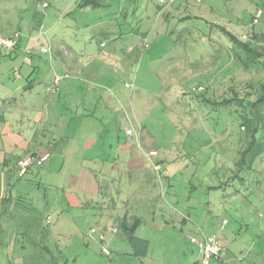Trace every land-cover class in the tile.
Segmentation results:
<instances>
[{
  "label": "rangeland",
  "instance_id": "1",
  "mask_svg": "<svg viewBox=\"0 0 264 264\" xmlns=\"http://www.w3.org/2000/svg\"><path fill=\"white\" fill-rule=\"evenodd\" d=\"M42 1L49 6L45 8ZM101 1L105 6L86 11L71 6L72 0H0V36L20 35L11 50L0 47V79L27 76L31 69L36 75L50 70L55 61L113 62V85L117 83L126 96L133 93L129 114L139 126L128 127L139 133L145 126L142 147L156 151L155 157L162 159L171 178L161 181L162 188L157 184L147 192L137 177L135 182L125 178L114 183L120 192L110 194L96 223L90 215L75 221L61 215L56 219L51 209L36 205L34 224L20 225V242L12 255V247L5 246L11 226L0 225V264H48L43 249L34 252V242L48 243L66 264H197V247L188 235L199 238L200 230L216 234L221 220L226 224L218 234L229 242L244 241L242 248H250L251 254L261 257L259 264H264V128L251 141L238 114L250 112L247 100L255 101L264 72L244 69L219 29L223 26L241 39L252 32L264 33V16L252 24L256 8L264 13V0H183L178 10H168L170 16L162 5L165 2L159 0ZM34 15L38 22L42 20L39 30L33 26ZM96 21L113 23L118 33H92L90 26ZM142 33L147 35L149 49L143 52L138 47L128 53L126 46ZM61 43L72 47L70 54L63 56ZM54 50L61 53L56 55ZM233 92L242 98L243 106L234 99L219 103L233 97ZM258 115L262 116L261 111ZM46 187L41 184L37 194L43 195ZM129 189L136 196L128 198ZM144 192L153 206L146 205ZM126 203L131 209L144 210L139 233L151 241L146 257L130 255L133 248L114 222ZM184 210L191 215L186 225L178 220ZM161 215L175 221L162 229L154 227ZM91 227L104 235L109 255L102 253ZM44 229L49 234L42 241L38 236Z\"/></svg>",
  "mask_w": 264,
  "mask_h": 264
},
{
  "label": "crops",
  "instance_id": "2",
  "mask_svg": "<svg viewBox=\"0 0 264 264\" xmlns=\"http://www.w3.org/2000/svg\"><path fill=\"white\" fill-rule=\"evenodd\" d=\"M77 1L72 0L71 6L77 7ZM42 2L47 3L45 8L49 6L48 2ZM181 4L183 0H165L162 5L168 7L165 13L170 16L168 10L172 8L176 11V6ZM162 5H159V9L165 22L167 19L164 17ZM102 6H105L103 2ZM102 6L77 8L87 11ZM38 20L34 15L33 26H38L37 30L42 27V20ZM73 20L75 19H71V22ZM90 27L91 32L98 35H109L114 31L118 33L113 23L109 25L96 21ZM37 37L40 38V35ZM138 39L126 46L128 53L136 52L138 47L143 52L149 49L146 33H142ZM63 45L61 43L59 46L60 49L65 48L66 53L63 52V56L67 52L70 54L72 47ZM105 45L107 44L101 46ZM8 49L11 50L6 48ZM53 53L57 55L61 52L54 50ZM33 60L37 59L32 58L31 61ZM72 60L55 61L50 70L44 69L36 75L35 69H31L28 77L11 78L5 75L4 79H0V225L11 226L12 233L5 245L7 248L12 247L9 249L10 255L16 252L20 242V225L34 224L32 210L38 204L51 209L57 214L56 219L61 215L60 218L69 217L75 221L90 215L96 223L98 218H102L103 208L110 194L120 192L118 185L115 186L114 183H120L125 178L129 182H135L137 177L142 179L147 192L157 184L162 188L164 183L161 184V181L171 178L167 169L162 167V159L155 157L156 151L142 147L145 144L142 136L144 125L138 138L126 135L125 129L129 125H139L129 114L132 91L126 96L125 91H119L117 83L113 85L116 79L113 62L83 64ZM55 74L69 75L59 83L57 90L53 89ZM47 150L51 155L42 167L31 166L23 175H17L15 163L18 158L29 152ZM155 165L159 166L158 170H155ZM41 184L48 188L46 187L43 195H38ZM49 190L54 191L52 195L47 194ZM146 192L143 195L145 199ZM126 196H136V191L131 192L129 189ZM150 201L149 198L146 199V205L153 206ZM127 203L121 206L120 214L114 219L115 224L119 225V219L124 214L140 217L142 222L136 228L135 234L148 239L150 248V238L139 233L144 223V210L131 209ZM225 205L226 203L224 207ZM180 215L178 220L186 225L190 213L184 210ZM159 219L160 222L153 223L159 229L170 226L175 221L174 217L166 218L162 215ZM222 221L214 232L221 238L226 250L213 260V264H259L261 257L251 254L250 248H242L244 241L229 242L222 234H218L226 224L225 222L221 226ZM44 234L48 236L47 229ZM199 235L201 237L204 233L200 230ZM254 243L255 239L249 247ZM193 244L197 247L196 263L200 264L199 248L197 244ZM130 255L135 256L133 249Z\"/></svg>",
  "mask_w": 264,
  "mask_h": 264
},
{
  "label": "trees",
  "instance_id": "3",
  "mask_svg": "<svg viewBox=\"0 0 264 264\" xmlns=\"http://www.w3.org/2000/svg\"><path fill=\"white\" fill-rule=\"evenodd\" d=\"M77 7H91L96 8L102 6L101 0H78ZM220 31L227 37L230 42L231 54L240 62L242 67L247 70H254V72H264V33L252 32L246 39H241L231 31H228L223 26H219ZM253 87V85H250ZM249 95L250 93L247 92ZM233 97L226 98L219 103L225 104L233 102V99L241 106L242 98H239L237 92H233ZM250 112L238 113L240 116V126L250 134V140L256 141V133L259 129L264 128V79L259 81L258 88L256 90V99L254 102L247 100ZM258 111H261L262 116L259 117ZM254 117V118H253ZM258 117V118H257ZM259 119V122L256 121ZM261 121V123H260ZM260 124V125H259ZM142 220L140 217L135 215L124 214L119 219V229L124 234L125 238L132 246L134 255L141 258L145 257L148 248V239L139 237L135 234L136 228L141 224ZM45 229L40 231L38 238L45 240L46 234ZM33 241V240H32ZM34 252H40L43 249L48 255L44 260H48V264H66V260L61 255L54 254L53 251L48 247L46 243L44 245H37V242L33 244ZM24 247V245H23ZM33 252V253H34ZM61 257V259H59ZM33 258L32 254L31 257ZM41 259V256L40 258ZM43 259V258H42Z\"/></svg>",
  "mask_w": 264,
  "mask_h": 264
},
{
  "label": "built area",
  "instance_id": "4",
  "mask_svg": "<svg viewBox=\"0 0 264 264\" xmlns=\"http://www.w3.org/2000/svg\"><path fill=\"white\" fill-rule=\"evenodd\" d=\"M171 1V0H169ZM160 3L165 2V0H159ZM47 4L44 3V6ZM264 16L263 11L260 8H256L255 11L252 13V24H257L260 19ZM19 33L14 32L10 36H0V47L5 48H13L18 45L19 41ZM68 74L58 75L55 74L53 77V89L57 90L59 83L68 78ZM125 133L128 136L138 138L139 133L136 131L132 126L127 127L125 129ZM154 152H152L153 154ZM51 152L50 151H43V152H29L26 155L17 159L15 163V169L17 175H23L27 169L31 166L42 167L50 158ZM155 170L159 169V166H154ZM225 220L222 221L221 226H224ZM113 232L116 231V228H111ZM90 233L97 234L98 240L101 243V251L105 255H109V249L107 247V243L105 241L104 235L98 231L97 228L91 227ZM191 242L197 244L199 248V263L200 264H213V260L220 256L225 250L226 246L221 240V238L217 234H210V235H202L200 238H196L194 236H189Z\"/></svg>",
  "mask_w": 264,
  "mask_h": 264
}]
</instances>
